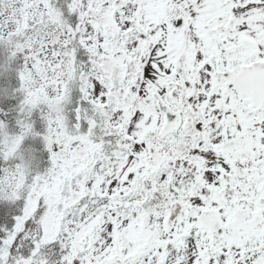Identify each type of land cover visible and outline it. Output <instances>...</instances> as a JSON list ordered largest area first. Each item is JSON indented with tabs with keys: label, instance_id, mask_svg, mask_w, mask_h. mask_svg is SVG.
<instances>
[{
	"label": "snow or ice",
	"instance_id": "6c2138e0",
	"mask_svg": "<svg viewBox=\"0 0 264 264\" xmlns=\"http://www.w3.org/2000/svg\"><path fill=\"white\" fill-rule=\"evenodd\" d=\"M0 264H264V0H0Z\"/></svg>",
	"mask_w": 264,
	"mask_h": 264
}]
</instances>
